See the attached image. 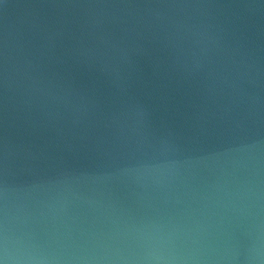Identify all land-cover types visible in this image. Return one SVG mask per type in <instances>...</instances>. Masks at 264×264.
Masks as SVG:
<instances>
[{
	"label": "water",
	"instance_id": "1",
	"mask_svg": "<svg viewBox=\"0 0 264 264\" xmlns=\"http://www.w3.org/2000/svg\"><path fill=\"white\" fill-rule=\"evenodd\" d=\"M0 264H264V0H0Z\"/></svg>",
	"mask_w": 264,
	"mask_h": 264
}]
</instances>
